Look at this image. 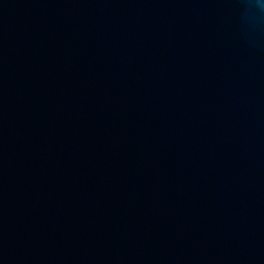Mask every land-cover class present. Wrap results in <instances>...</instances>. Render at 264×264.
I'll list each match as a JSON object with an SVG mask.
<instances>
[{
    "label": "water",
    "instance_id": "1",
    "mask_svg": "<svg viewBox=\"0 0 264 264\" xmlns=\"http://www.w3.org/2000/svg\"><path fill=\"white\" fill-rule=\"evenodd\" d=\"M258 15L0 0V264H264Z\"/></svg>",
    "mask_w": 264,
    "mask_h": 264
},
{
    "label": "clouds",
    "instance_id": "2",
    "mask_svg": "<svg viewBox=\"0 0 264 264\" xmlns=\"http://www.w3.org/2000/svg\"><path fill=\"white\" fill-rule=\"evenodd\" d=\"M253 7L255 8L258 18L264 19V0H251Z\"/></svg>",
    "mask_w": 264,
    "mask_h": 264
}]
</instances>
